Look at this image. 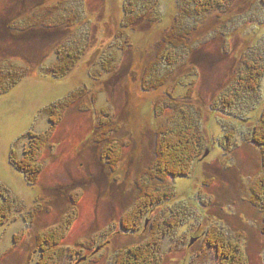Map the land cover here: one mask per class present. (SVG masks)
Listing matches in <instances>:
<instances>
[{
	"label": "rangeland",
	"instance_id": "1",
	"mask_svg": "<svg viewBox=\"0 0 264 264\" xmlns=\"http://www.w3.org/2000/svg\"><path fill=\"white\" fill-rule=\"evenodd\" d=\"M67 1L0 0V185L26 210L0 226V264H26L36 234L73 208L76 218L63 245L82 242L91 250L61 264H113L119 250L143 240L156 218L176 225L162 241L159 264H222L227 239L241 243L249 264H264L261 215L249 192L260 170L251 136L264 111V0H230L229 8L200 16L183 6L179 11L180 0H154L160 20L136 22L134 30L122 28L128 0ZM181 15L194 17L176 26ZM180 24H193L194 51L182 60L188 48L169 45L182 65L176 70L179 65L158 59V44ZM79 36L87 39L85 55L71 72L57 73L63 56L54 50ZM151 83L157 84L153 90ZM189 89L192 99L183 100ZM72 93H82V100L54 127L41 155L42 173L29 181L13 162L25 157L31 135L52 129V107ZM225 93L228 103L220 98ZM108 111L118 131L111 138L107 125L99 126ZM192 117L200 158L188 176L169 179L172 200L149 212L137 232L123 231L135 185H144V171L156 164L158 132L187 127ZM113 138L126 144L112 168L101 154ZM38 261L37 253L30 264Z\"/></svg>",
	"mask_w": 264,
	"mask_h": 264
},
{
	"label": "trees",
	"instance_id": "2",
	"mask_svg": "<svg viewBox=\"0 0 264 264\" xmlns=\"http://www.w3.org/2000/svg\"><path fill=\"white\" fill-rule=\"evenodd\" d=\"M70 1H67L66 4H71ZM155 1V3L158 2V0ZM229 2L230 0H180L179 11L182 8L180 6H183L189 8V11H194L192 14L200 16L215 10L220 11L222 9H227L231 5V3ZM152 4H154V0H128L129 10H127L126 7L124 8V14L126 16L122 22V28L128 29L131 27V29L134 30V24L136 22L154 23L155 21H159L160 17L156 13L157 8L153 7ZM139 6L141 7L140 10ZM66 7V10H68L72 14H75V20L79 18V14L76 13L75 8H73L74 6ZM182 12L189 13L185 12L184 10H182ZM133 17H135V21L132 20ZM192 17H194V15H181L176 20V26L179 23H187L192 21ZM190 25L191 26L189 27V25L180 24V28L178 29V31H176L175 28H172V31H169V34L165 36L163 40H161L158 44L160 52L162 54L158 59L162 60L163 66L173 65L172 68H177L180 63L179 59H176V61H174L175 58L172 54L175 55V53L170 49L169 45H172L175 48H188L187 54L182 56V60H185L186 57H190V54L193 53L194 50H191L189 42H191L190 35H192L195 29L194 27H192L193 24ZM188 28L190 29L185 31ZM172 38L176 39L177 42L179 39L181 41V45L179 44V42L174 44L175 42H173ZM86 40V38L82 39L79 36V38L73 41L72 44L67 43L61 45L59 51H56L55 49L54 52H58L56 53V56H63L61 62L64 64V66L60 67L61 69L56 68V70L54 71H56L57 73H62V75L71 72L73 68L76 67L77 62L85 55L87 48ZM180 66L182 65H179L176 70H178ZM261 73L262 70L260 68V74ZM147 79H145V82L147 81L145 84H148ZM151 85L152 86L150 89L145 87L144 88L153 90L157 86V84L152 83ZM192 93L193 89H189L186 98L183 97L182 99L191 100ZM81 94L82 93H77L76 95L75 93H72L69 98H66L65 100H63V102H60L59 104L53 106L52 112H54V120H49L51 122L52 129L40 135H31V141L29 142L30 146L27 154L21 162H13V165L19 171L24 172L25 175H29V181H32L34 178H38L42 173V166L40 163V159L42 157L41 155L46 149L47 144L52 140L54 127H58L62 123L68 110L79 104L80 100H82ZM72 96L73 98H71ZM228 96L229 94L225 93L221 94L220 98L222 97V100L228 103ZM168 98L169 100L177 101L175 96L171 93H168ZM156 104L159 105L160 103ZM189 106L190 105L184 107L187 110ZM167 108H170V106L168 105ZM104 115L106 120H102L101 118L99 120V126L102 128L103 125H107L105 135L109 136L108 134L110 133L111 138L112 134L118 133L117 130H113L114 128L110 127L111 123L112 125L114 124V116L110 111H108L106 114L105 112L101 114V116ZM193 121H195V119L192 117L189 120L187 127L180 128L177 131H164L162 129L161 131L164 132H158L159 137L158 135L156 136V142L160 143L158 146L159 152L156 153V149L154 151L156 164L147 167L144 171L143 174L146 181L145 183H143L144 185H141L139 182L135 185L138 195L133 205L122 218L121 229H123V231L137 232L138 230H140L143 221L149 212H151L157 205L172 200L175 195L174 193H172L173 188H168L170 187L169 179L188 176L193 163L200 158L199 146L201 138L196 128L192 125ZM97 130L98 126H96V131ZM252 131L253 133L251 136V142L260 153V170L256 177L252 180L249 191L250 201L252 205L256 206L261 215L260 231L262 236L264 237V111H262L255 120ZM97 135H99V133H97ZM107 138L110 139L109 137ZM124 140L125 139L120 141L119 139L117 141L113 138V140L111 141L112 143L103 149L101 156L103 159L108 160L113 164L112 168L116 166V164L119 162L120 157L122 156V146H125L126 144ZM93 141L95 145H100V143L102 142L101 140L96 139V136L94 137ZM5 192H7V190L2 185H0V199L2 200V203L0 204V226L6 225V223H8L17 212L26 211L25 209H23L24 206H18L17 200H15V198H13L11 195H7ZM41 207L42 206L39 205L37 206L38 209L35 208L34 210H32V212H30L32 218H34L36 214L40 213L42 209ZM76 214L77 211L75 208L69 209V211L59 217L56 223L37 233L34 237V247L29 254V259L26 261V264H30L34 254L37 253L40 257V261H38L37 264H61L63 259L69 258V255L72 258L74 256L75 258L77 257V259L83 258L82 255L85 254L86 251H90L91 249L86 248L85 244H83L82 242L76 244L74 247H65L63 245L70 231L71 224L76 218ZM131 221H133L131 226L126 227V225H128ZM175 228L176 225L173 224L171 226L169 223L162 219L160 220L156 218L153 221H149L148 228H146L147 232L144 235L143 240L119 250L114 259L115 261L113 260V264H159L162 241L164 237H166V234L174 231ZM170 229L171 231H169ZM215 229L216 228H213V232L211 231L212 233H209L208 236L212 235ZM226 239L227 238H225V240ZM228 241L229 240L227 239V241H224V243L221 242V249L224 251V254L222 255V264H225L224 261L226 262V264H249L248 259L243 255L244 251L241 250V243L239 246ZM97 248L98 247H96V249ZM215 248H217V251L219 250L218 247L213 246L214 250ZM216 259L221 258L216 257Z\"/></svg>",
	"mask_w": 264,
	"mask_h": 264
}]
</instances>
